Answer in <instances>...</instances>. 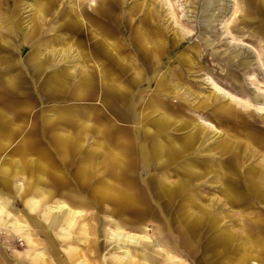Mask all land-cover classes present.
<instances>
[{"label": "rangeland", "instance_id": "374dc122", "mask_svg": "<svg viewBox=\"0 0 264 264\" xmlns=\"http://www.w3.org/2000/svg\"><path fill=\"white\" fill-rule=\"evenodd\" d=\"M48 11L41 15L33 0H0V112L18 127L14 135L0 134V169L10 172L0 195L14 218L50 248L44 223L27 201L26 171H13L21 140L49 155L56 170L46 178L57 195L58 179L80 189L77 169L94 146L95 182L115 177V188L132 197L125 206L94 202L83 189L91 208L82 224L91 227L93 216L100 250L110 232L102 226L115 222L140 235V244L119 245L133 258L146 255L151 243L168 264H203L201 252L210 244L217 253L213 241L221 232L228 244L221 264L251 255L249 247L258 253L256 239L264 236V0H58ZM89 87L104 93V109L114 115L100 109L95 123L87 122L99 129L94 138L88 129L80 133L81 119L70 110L69 117L57 116V106L72 108L76 92ZM224 106L231 116L215 112ZM61 127L74 140L60 158L54 136L63 135ZM157 143L179 153L166 162L145 154ZM38 157L33 175L43 181L38 174L48 168ZM67 191L52 201H65ZM187 212L195 223L183 219ZM246 228H257L249 240ZM28 250L16 233L0 230V264H28ZM110 253L130 259L115 248ZM253 261L259 264H244Z\"/></svg>", "mask_w": 264, "mask_h": 264}, {"label": "bare ground", "instance_id": "6f19581e", "mask_svg": "<svg viewBox=\"0 0 264 264\" xmlns=\"http://www.w3.org/2000/svg\"><path fill=\"white\" fill-rule=\"evenodd\" d=\"M46 1H49L48 3ZM58 1V0H33L35 6H37L38 11L41 15H47L49 13L48 6L51 2ZM61 1V0H60ZM79 1V0H78ZM75 7L79 8L81 13H84L80 5L74 4ZM73 6V7H74ZM144 38V37H142ZM162 89H165V85H161ZM171 88V87H170ZM215 88V87H214ZM173 89V88H172ZM176 90V88H175ZM220 90V89H219ZM240 105H248L241 99L237 100ZM218 114L222 116H229L232 112L230 108L224 106L220 109L215 110ZM232 115V114H231ZM230 115V116H231ZM206 126H209L208 123H205ZM63 138V137H61ZM194 139V136L191 138ZM65 141V138L63 139ZM64 145V144H63ZM222 151H226L225 147H222ZM179 153L178 149H174V147H166L161 144H156L152 147L150 152L145 154H151L156 159L160 160L161 162H166L170 157ZM115 161L112 162V166L115 167ZM176 164V163H175ZM38 173H43L44 170L42 169L41 165H38ZM111 166V164H110ZM31 170V179L27 183L30 187V192L34 194L35 197L39 195L42 197L39 201L31 199L28 201L30 204L31 212H35L37 218H39L44 223V227L47 231L48 241L50 243V248H45L44 241L40 240L39 236L30 230L26 223L22 222L18 218H14L8 211V200L5 199V196L2 197L0 195V230L9 229L16 233L21 239L25 240L26 246L29 248L28 252L23 257L24 260L27 261L28 264H168L172 263V261L167 260L164 258V252L158 253L154 248H157L158 245L155 244H145L146 246V255H140L138 257L133 258L124 247L122 248L121 243L123 244H140L141 238L140 235L128 233L124 229L123 225H119L115 222H108L105 223L102 228L109 229L110 232L106 233L105 236V244H103L102 250H100L99 246V227L97 224L94 223L93 216H89V220H93V224L91 227L82 224V220L86 219L83 210L88 211L89 209L85 207V204L81 199L77 198L74 194H72L70 189H68L67 193L64 195L65 201H51L46 199V190L43 186L39 184L43 183L42 180H35L34 173L37 171V168L32 166ZM41 171L39 172V170ZM113 169V168H112ZM113 172V171H112ZM9 171L7 168H3L0 170V184L2 188H8L9 183L6 179L8 177ZM87 167L84 168L80 173V181L79 186H86L89 182L87 177ZM115 178V177H113ZM113 178L110 177L112 180ZM34 179V180H33ZM109 182L100 181L97 188L94 190V195L98 198L97 201L99 202H106V203H116L120 205H127L132 197L128 196L127 192L116 189L115 185L113 184V180ZM115 181V180H114ZM164 181V180H163ZM175 181V180H174ZM255 182L259 186V182L255 180ZM261 201V200H260ZM84 208V209H83ZM220 208V207H219ZM189 209V208H188ZM184 212V211H183ZM182 213V212H181ZM180 215V214H179ZM84 216V217H83ZM183 219L187 221V224H193L197 221L195 215L192 213H185L183 215ZM36 224V223H35ZM42 224V223H41ZM37 225V224H36ZM87 225V224H86ZM88 227V228H87ZM37 229V228H36ZM34 229V231L38 230ZM190 229V227H189ZM257 228H246L244 229L245 238L249 240V236L252 232L257 231ZM141 227H136V231H141ZM233 232V231H232ZM104 234V232H103ZM156 234V233H155ZM193 234V233H192ZM191 236V235H190ZM231 236V235H229ZM149 237V236H148ZM147 237V238H148ZM215 240L213 243L218 245L220 248L217 253L214 254L212 248H210L208 244L204 251L201 252L202 255V262L203 264H211V262H218L221 264L224 259L221 256L222 252H225L227 249L228 244L225 243L227 238V233L221 232L220 235L214 237ZM242 242L243 237H241ZM148 240V239H145ZM163 244V240L161 241ZM256 245L258 248V253H255L251 250V255L245 254L242 259L237 260L236 264H244L247 259H252L255 261H259V264H264V236H260L256 239ZM200 244V243H199ZM164 245V244H163ZM238 244H234L236 248L233 249L237 252L239 251ZM120 250L121 253L127 258H130L128 261H123V259H117L112 257L110 252L112 250ZM212 250V251H211ZM210 252V254H209ZM241 253V252H240ZM252 256V254H254ZM102 254V255H101ZM262 255V256H261ZM16 257V256H15ZM101 257H105L104 260H101ZM132 257V258H131ZM100 258V259H99ZM16 260V258H14ZM18 262V261H17ZM233 262V261H232ZM257 262L253 261V264Z\"/></svg>", "mask_w": 264, "mask_h": 264}, {"label": "crops", "instance_id": "0c3cea01", "mask_svg": "<svg viewBox=\"0 0 264 264\" xmlns=\"http://www.w3.org/2000/svg\"><path fill=\"white\" fill-rule=\"evenodd\" d=\"M75 95L77 96V100L76 101H72V103L75 104V105H71L72 108H69L70 106H66V105L65 106H63V105L57 106V107H59V109H58L59 113L57 114V116H58V118H61V119L69 117L67 112L70 110L72 112V114L74 113V115H71V116H75L77 118L80 117V119H81L79 122L76 123V127L79 130H81L80 133H83L84 131H86V129H88V133L92 135V138H94V135H98L97 131L99 129L98 130L97 129L94 130V128H92V127L89 128L88 123L89 122L95 123L94 118H98L100 116L99 115L100 109H103L104 112H106V110L104 109V106H105V104L107 102V99L104 96L103 92L99 93L98 91L93 89V87L81 88V90L76 92ZM89 100H95L96 103L95 104L89 103L88 102ZM106 114L109 116V118H114V115H111L108 112H106ZM13 118H14L13 116L6 117L0 112V134L1 135L5 131H9L8 133L10 135H14L15 132L18 131V127H16L15 124H13L14 123V119ZM89 119L92 120V121H85V120H89ZM61 129H62V132H64L63 135H60V133L57 131V132H55V136H54L55 137L54 140H55V143L57 145V150H56L55 154L57 156H59L60 158L61 157H65L68 144L71 141V138L69 137L70 135L68 134L69 133L68 132V128L67 127H61ZM65 130H66V132H65ZM61 137H63V138H61ZM64 138H65V141H63ZM74 138L76 140L79 139L76 136ZM73 140L74 139L72 138V141ZM76 140H75V144H77ZM96 140H97V138H96ZM2 143H3V141H2L1 136H0V149L3 146ZM19 144H20V148L16 149V151L18 153L15 152L17 154V156H18V161H16L17 165H15L13 163V165H14L13 167H15L13 169V171L14 172L15 171L18 172L20 170L19 168L24 169L26 171L25 174H26V184H27L30 181L31 177H32L30 172H31V170L33 168L32 167L33 164L39 158L38 155L44 156L39 161H41V163H45L47 165L48 169H47V171L45 172L44 175L38 174V176L39 177L41 176L42 179H43V183H41L39 185L43 186V188L46 190L45 196H46L47 200L51 199V201H52V199H54V198L61 199V197L63 195L62 193L65 192L66 189H70L71 190L70 192L72 194H74L75 196H77V198L81 199V201L84 202L85 207H87L89 209L91 207H90V204L88 202H86L87 198H86L85 193H83V189L86 188V191L88 190L89 193H90L91 199L94 202H96V200H98V198H96V196L93 193H94V190L99 185L100 181L109 182L111 180V179H109V180L100 179V180L97 181V183L95 182L96 179L94 177H95L97 169H96L95 162L93 160V156L95 155V151L96 150L94 149V146H91V149L88 150V152H86L87 156H88V160L85 163H82V165H80L79 168L77 169V175H78L77 182L79 183V181H80V179H79L80 178V173H81V171L84 168L87 167L86 177H87V179L89 181V182H87L88 184L86 186H84V187L83 186H79L80 189H78L77 187H75L77 189H73V188L69 187V185L67 184L66 180L58 179V182L60 183V185L62 187V190H61L62 192L59 193V195H57L56 192L50 187L49 180L46 178L47 172H51V170H52L51 167H50L51 166V162H50V159H49V155L47 153H45V152H36L34 150L33 146L29 147L30 144H29V140H27V139L21 140V142ZM159 144H161V143H159ZM161 145H163V144H161ZM32 154H35L36 156L33 157ZM55 170L53 169L52 171H55ZM54 173H56V172H54ZM17 175H18V173L14 174V177H16ZM8 178L9 177H7L6 179H8ZM44 181H46V182L44 183ZM27 189H28V196H27L28 200L27 201H31V199L39 201L40 198H42L40 195L38 197H35L34 194L32 192H30V187L28 186V184H27ZM83 213H87V211L83 210ZM24 256H25V254H24Z\"/></svg>", "mask_w": 264, "mask_h": 264}]
</instances>
